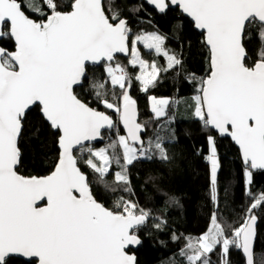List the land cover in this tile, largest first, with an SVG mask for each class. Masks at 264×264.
<instances>
[{"label":"snow or ice","instance_id":"obj_1","mask_svg":"<svg viewBox=\"0 0 264 264\" xmlns=\"http://www.w3.org/2000/svg\"><path fill=\"white\" fill-rule=\"evenodd\" d=\"M146 2L161 13L170 4L178 6L203 34L209 68L192 98L194 116L239 146L251 196L253 170H264V0ZM42 4L37 8L27 0H0V36L14 41L12 51L0 47V264H8L13 254L35 258L38 264H136L128 249L141 244L138 232L150 213L123 196L114 208L99 202L74 150L88 153L85 163L106 188L105 176L113 163L119 165L114 181L131 192L129 165L151 159L153 150L162 160L169 157L159 137L144 145V126L137 122L136 100L128 92L129 75L124 66L113 64L116 54L130 53L129 63L139 66L136 80L143 91L154 86L161 69L155 61L149 64L141 57L137 43L166 58L163 71L180 68L182 61L164 47L166 38L158 33L140 34L130 41L128 21L112 9L111 2L107 7L103 0H69L67 4L42 0ZM29 11L37 13V18H31ZM250 34L258 36L261 45L252 63L247 51ZM101 63L108 82L122 90L119 103L107 99L105 83L93 81L90 86L106 109L119 113L127 134L117 133L106 147L94 149L86 142L102 139L103 130L115 124L105 112L82 100L76 89L87 86L89 66ZM149 99L155 117H164L170 101ZM33 106L57 133L60 149L53 170L44 176L17 171L22 157L19 140ZM207 143L211 199L216 201L220 164L215 137L209 135ZM117 147L122 150L119 155ZM262 204L264 193L254 199L244 222L230 236L214 212L207 231L198 238L188 237L181 255L188 264H210L209 254L217 246L224 256L234 247L244 254L245 264H253L257 241L253 209ZM173 239L179 238L174 235Z\"/></svg>","mask_w":264,"mask_h":264},{"label":"trees","instance_id":"obj_2","mask_svg":"<svg viewBox=\"0 0 264 264\" xmlns=\"http://www.w3.org/2000/svg\"><path fill=\"white\" fill-rule=\"evenodd\" d=\"M37 8L44 7L42 0H27ZM111 2L112 9L118 10L129 21L132 36L144 32H157L164 36V47L175 54L181 61L180 68L163 71L167 60L162 55L143 51L144 57L155 61L161 68V74L154 86L143 91L136 80L137 68L131 67L128 57H116L115 60L126 66L130 87L128 92L139 106V122L144 126L142 137L144 145L155 142L159 137L168 154L167 160L159 158L153 150L151 159L142 158L128 166L131 192L123 191V186L114 181V174L119 167L113 165L105 180L109 187L99 182L95 173L85 160L88 153L76 151L75 155L81 170L88 176L92 191L97 200L106 207L114 208V203L121 196L131 200L150 213L145 225L139 229L142 243L138 250L137 264H188L181 250L185 248L188 237L198 238L210 226V217L215 212L218 221L225 227L226 235L239 227L246 218L247 210L260 194L264 193V170L253 171L251 196L246 184L245 165L240 151L229 138H221L211 128L194 116L193 96L197 94L198 81L208 74L209 50L204 43V36L194 28L191 20L179 9H168L158 13L143 0H105ZM69 0H62V4ZM142 5V7H141ZM140 8L139 11L134 9ZM34 19L37 13L29 11ZM7 31L6 29L4 30ZM255 29H253V33ZM247 44L249 63L255 61L261 47L258 36L250 34ZM1 45L9 51L14 50V41L4 35ZM115 62V61H114ZM113 62V64H115ZM87 86L76 92L82 100L93 108L113 115L115 127L103 134L102 144L108 145L119 135H126L119 121V113L106 109L95 96L91 88L93 81L105 83V93L110 102L119 101L122 90L113 88L104 72V64L89 66ZM195 76V80L192 77ZM127 87V85H126ZM168 97L171 99L169 112L157 119L150 107L149 97ZM213 135L216 141L220 169L217 176V200L211 199L210 172L211 164L206 159L209 155L207 137ZM19 147L22 157L18 171L24 176H44L53 170L59 156L57 133L43 119L38 107H34L27 117ZM138 147V146H137ZM117 147V154H121ZM111 154V150L109 152ZM121 163L123 160L121 159ZM115 189V191H113ZM163 194V195H162ZM257 217V241L255 246V264H264V204L253 209ZM159 224L160 227L156 225ZM179 239L174 240L173 236ZM210 264H245L241 250L231 247L224 256L220 246L209 254ZM8 264H30L23 259L11 257ZM31 264H37L31 261Z\"/></svg>","mask_w":264,"mask_h":264},{"label":"water","instance_id":"obj_3","mask_svg":"<svg viewBox=\"0 0 264 264\" xmlns=\"http://www.w3.org/2000/svg\"><path fill=\"white\" fill-rule=\"evenodd\" d=\"M149 7H151V8H153V9H155V7L153 6V5H151V4H149V3H147L146 2V0H143ZM103 2H105V0H103ZM168 2H169V4H170V0H168ZM170 8H172V9H179V7L178 6H175V5H171L170 4V6H169V9ZM156 10V9H155ZM158 13H161V12H159L158 10H156ZM179 11L182 13V11L179 9ZM167 12V11H166ZM162 14V13H161ZM186 18H188L189 20H191V18L190 17H187V15L186 14H184V13H182ZM31 18H33V17H31ZM128 21V20H127ZM192 21V20H191ZM193 22V21H192ZM128 24H129V21H128ZM193 24H194V22H193ZM129 26V25H128ZM194 28H195V26H194ZM196 29V28H195ZM197 30V29H196ZM200 33H201V31L200 30H198ZM3 38H4V36H0V47H3L2 45H1V41L3 40ZM130 41H131V38H130ZM4 48V47H3ZM6 49V48H5ZM8 50V49H7ZM130 55V53L128 54V55H125V54H123V53H117L116 54V57H118V56H121V57H128ZM103 63H101V64H99V65H94V66H100V65H102ZM90 66H93V65H90ZM89 106L90 107H92L90 104H89ZM35 106H33V108H34ZM32 108V109H33ZM31 109V110H32ZM136 109H137V122L138 123H140L139 122V106H138V104H137V102H136ZM30 110V111H31ZM29 111V112H30ZM98 111H101V110H98ZM28 112V113H29ZM102 112H104V111H102ZM105 114H107V115H109L111 118H112V120L114 121V124H116V122H117V117L115 118L113 115H111V114H109V113H107V112H105ZM119 121H120V116H119ZM120 123H121V125L123 126V124H122V122L120 121ZM124 128V127H123ZM23 130H24V128H23ZM112 130V129H111ZM111 130H109V129H104L103 130V132H102V136H103V134L105 133V132H109V131H111ZM214 132H216L218 135H219V137H221V138H229L234 144H235V146L238 148V150L240 151V149H239V146L231 139V137L230 136H227V135H221L219 132H217L216 130H214V129H212ZM55 131V130H54ZM124 131H125V133H126V129H124ZM23 132V131H22ZM142 133H143V131L141 132V139L144 141V139H143V137H142ZM127 134V133H126ZM104 141H105V138H104V136H103V138L102 139H98V140H96V141H91V142H86V146H94V145H98V144H102V143H104ZM19 143H20V140H19ZM138 147H139V145H137ZM58 149H59V146H58ZM59 151H60V149H59ZM76 151H79V149H75L74 150V155H75V153H76ZM240 155H241V158H242V153H241V151H240ZM76 156V155H75ZM242 161H243V159H242ZM79 166V165H78ZM19 167H20V165L18 166V169H19ZM246 167V166H245ZM18 169H17V171H18ZM253 171H257V170H253ZM18 173L19 174H21L19 171H18ZM21 175H23V174H21ZM90 187H91V185H90ZM92 188V187H91ZM147 223V222H146ZM145 223V224H146ZM258 225V224H257ZM257 230V229H256ZM141 243H142V240H141ZM141 245V244H140ZM140 245H137V246H133V247H130L129 249H128V252H129V254H131V255H135V257H136V264H137V255H136V251L138 250V248L140 247ZM255 246H256V244H255ZM244 255V254H243ZM11 257H16V258H20V259H23V260H25V261H27V262H31V261H36L37 262V264H38V260H36L35 258H29V257H23V256H21V255H19V254H13ZM11 257H9V258H11ZM9 258H7V259H9ZM253 264H255V247H254V251H253Z\"/></svg>","mask_w":264,"mask_h":264},{"label":"rangeland","instance_id":"obj_4","mask_svg":"<svg viewBox=\"0 0 264 264\" xmlns=\"http://www.w3.org/2000/svg\"><path fill=\"white\" fill-rule=\"evenodd\" d=\"M144 33H157V32H144ZM144 33H141V34H144ZM140 35V34H139ZM130 38H131V40L132 39H134L135 38V36H132V34H131V32H130ZM137 49L139 50V52H140V54H141V57L143 58V59H145L146 61H148V63L149 64H151L153 61H151V60H148L146 57H144V53H143V51H146V52H150V53H155L154 51H150L149 49H146L145 47H144V45H143V43H137ZM127 60H128V63H129V61L131 60V55H129L128 56V58H127ZM114 63H119V64H121L120 62H117V60H115V62ZM157 64V63H156ZM122 65V64H121ZM129 65L131 66V67H134V66H132L130 63H129ZM123 66V65H122ZM125 68H126V66H124ZM159 67V66H158ZM135 68H137V74H136V76L137 75H139L140 74V69H139V66H135ZM160 68V67H159ZM161 69V68H160ZM160 74H161V71H160ZM160 74H159V76H160ZM158 76V77H159ZM158 79V78H157ZM157 81V80H156ZM155 81V82H156ZM138 83H139V86L141 87V84H140V82L138 81ZM150 88V87H149ZM148 88V89H149ZM142 89V88H141ZM129 95H130V93H129ZM151 97H156V96H151ZM156 98H158V99H162V98H166V99H168L169 101H171V99L170 98H168V97H156ZM118 103H119V101H118ZM150 107H151V101H150ZM167 112H169V109L167 108V110H166V113ZM121 135H123V134H121ZM107 145H103V146H101V147H106ZM101 147H94V149H99V148H101ZM110 152V151H109ZM110 154V153H109ZM111 155V154H110ZM217 157H218V155H217ZM219 159V158H218ZM97 163H99L98 161H97ZM219 164H220V162H219ZM113 165H115V166H117V167H119V165H117V164H115V163H113L112 164V166ZM112 166H111V168H112ZM111 168H110V170H111ZM220 169V168H219ZM219 169H218V172H219ZM110 170H109V172H110ZM118 171H120V168H119V170ZM217 176H218V173H217ZM209 258H210V256H209ZM210 261H211V258H210ZM211 263V262H210Z\"/></svg>","mask_w":264,"mask_h":264},{"label":"built area","instance_id":"obj_5","mask_svg":"<svg viewBox=\"0 0 264 264\" xmlns=\"http://www.w3.org/2000/svg\"><path fill=\"white\" fill-rule=\"evenodd\" d=\"M142 159V158H141ZM141 159H139V160H141Z\"/></svg>","mask_w":264,"mask_h":264}]
</instances>
